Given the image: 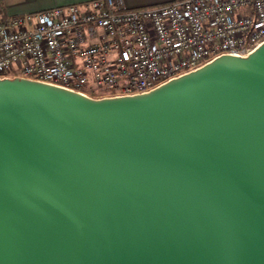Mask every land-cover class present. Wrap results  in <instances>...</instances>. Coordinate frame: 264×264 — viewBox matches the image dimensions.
I'll return each instance as SVG.
<instances>
[{"label":"water","instance_id":"1","mask_svg":"<svg viewBox=\"0 0 264 264\" xmlns=\"http://www.w3.org/2000/svg\"><path fill=\"white\" fill-rule=\"evenodd\" d=\"M0 264H264V45L134 97L0 80Z\"/></svg>","mask_w":264,"mask_h":264},{"label":"built area","instance_id":"2","mask_svg":"<svg viewBox=\"0 0 264 264\" xmlns=\"http://www.w3.org/2000/svg\"><path fill=\"white\" fill-rule=\"evenodd\" d=\"M262 45L264 0H177L134 10L122 0H91L0 20V80L48 83L93 99L134 97Z\"/></svg>","mask_w":264,"mask_h":264},{"label":"crops","instance_id":"3","mask_svg":"<svg viewBox=\"0 0 264 264\" xmlns=\"http://www.w3.org/2000/svg\"><path fill=\"white\" fill-rule=\"evenodd\" d=\"M91 0H0V20L33 14L55 7L80 4ZM129 10L167 5L177 0H122Z\"/></svg>","mask_w":264,"mask_h":264},{"label":"bare ground","instance_id":"4","mask_svg":"<svg viewBox=\"0 0 264 264\" xmlns=\"http://www.w3.org/2000/svg\"><path fill=\"white\" fill-rule=\"evenodd\" d=\"M242 58H247L246 56L245 57H242ZM39 83V82H38ZM42 84H45V85H49V86H53V87H57V88H61L63 89L62 87H59V86H55V85H51V84H48V83H42ZM65 90V89H64Z\"/></svg>","mask_w":264,"mask_h":264},{"label":"rangeland","instance_id":"5","mask_svg":"<svg viewBox=\"0 0 264 264\" xmlns=\"http://www.w3.org/2000/svg\"><path fill=\"white\" fill-rule=\"evenodd\" d=\"M96 98L99 99L98 97H95V99H96Z\"/></svg>","mask_w":264,"mask_h":264}]
</instances>
